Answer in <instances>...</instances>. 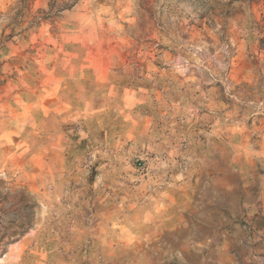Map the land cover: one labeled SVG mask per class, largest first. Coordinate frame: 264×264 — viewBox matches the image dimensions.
I'll list each match as a JSON object with an SVG mask.
<instances>
[{"label":"rangeland","instance_id":"1","mask_svg":"<svg viewBox=\"0 0 264 264\" xmlns=\"http://www.w3.org/2000/svg\"><path fill=\"white\" fill-rule=\"evenodd\" d=\"M0 264H264V0H0Z\"/></svg>","mask_w":264,"mask_h":264},{"label":"crops","instance_id":"2","mask_svg":"<svg viewBox=\"0 0 264 264\" xmlns=\"http://www.w3.org/2000/svg\"><path fill=\"white\" fill-rule=\"evenodd\" d=\"M141 197L143 198L144 195ZM132 198L131 195L128 204L123 207L114 202L101 205L92 214L94 220L70 221L67 232H63L64 240L73 244L87 242L96 245L100 252H107L112 251L114 245L122 241L123 243L128 242L126 238L129 235L134 236V233H141L142 237L148 235L150 226H153L157 228V242L164 244L166 241L165 221H151L146 218L149 210L144 209V206L147 205H135ZM173 226L176 224L174 223Z\"/></svg>","mask_w":264,"mask_h":264}]
</instances>
